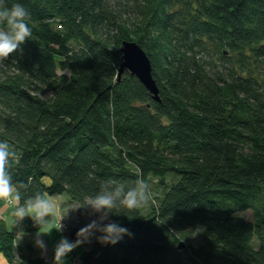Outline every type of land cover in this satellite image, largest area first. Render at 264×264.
Returning a JSON list of instances; mask_svg holds the SVG:
<instances>
[{"label":"trees","instance_id":"1","mask_svg":"<svg viewBox=\"0 0 264 264\" xmlns=\"http://www.w3.org/2000/svg\"><path fill=\"white\" fill-rule=\"evenodd\" d=\"M19 2L32 35L0 60V140L20 202L66 194L81 215L110 180H157L149 203L97 222L130 235L103 245L93 229L82 264H264V0ZM125 41L149 57L158 102L136 77L118 80ZM12 219H0V253L45 264L16 247ZM39 232L23 223L26 237Z\"/></svg>","mask_w":264,"mask_h":264},{"label":"clouds","instance_id":"2","mask_svg":"<svg viewBox=\"0 0 264 264\" xmlns=\"http://www.w3.org/2000/svg\"><path fill=\"white\" fill-rule=\"evenodd\" d=\"M30 18V12L19 0L10 7L7 6L6 0H0V24L4 25L3 28H0V60L8 58L31 37ZM14 156L15 152L9 143L0 140V201H5L8 205H14L12 215L15 225L28 217L40 229L50 220L54 205L50 197L44 192H35L24 199L23 202H20L19 190L14 186L7 170L10 159ZM146 189L147 186L141 179H137L136 186L131 188H126L123 183L110 180L95 194L87 199H82L79 206L74 208H91L93 211L103 212L101 219H107L109 213H121L114 211L118 206L132 210L146 203L148 200ZM93 229L101 233L97 237V241L103 245H114L124 235H130L129 230L118 222L110 221L98 225L97 221L93 220L88 226L77 232L75 241L61 238L54 250V264H65L66 257L74 248L88 242ZM37 244L41 248L44 247L43 241H37ZM0 264H5L2 258H0Z\"/></svg>","mask_w":264,"mask_h":264},{"label":"crops","instance_id":"3","mask_svg":"<svg viewBox=\"0 0 264 264\" xmlns=\"http://www.w3.org/2000/svg\"><path fill=\"white\" fill-rule=\"evenodd\" d=\"M53 198L57 199L59 202H57V200H54V202L57 203L55 205L56 209L53 210L50 220L44 226L51 228L52 225L54 226L57 224V229H59V221H60L61 228L59 230L61 232H59L56 229V227H54L53 228V237L50 239V244L43 242L44 247L41 248L37 244V241H43V240H41V238H42L41 232H39V235L36 237H26L24 235L23 223L26 220L30 219L28 217H25L22 221H20V225L18 227V239L19 240L16 243V247L21 248V249L24 248L26 243L31 244L33 246V253H34V254L32 253V256L34 258H40V259L44 260L45 264H54V250H55L57 243L61 240V238H67L68 240L73 241L66 235V229H67L66 224L71 225L80 218L79 213H71L70 209L72 207V204H71L69 198L67 200H64L63 195L58 196V197H53ZM52 202H53V200H52ZM12 211H13L12 207H10L8 204H4L0 208V219H4L7 222L8 218L12 216ZM62 224H64V226H62ZM20 232H22L23 234ZM20 236H21V239H20ZM76 248H77V250H75ZM76 248H74L68 254V256L65 259V264H82L80 261V258L77 259L76 253L78 252V256H80L81 252L85 249V247L81 244L80 246H78ZM27 255H28V252H25L24 256H27ZM0 258L3 259L5 264H11L10 262H8V260L6 259V257L2 253H0ZM20 261L23 262V264H29V262L25 259L24 260L20 259Z\"/></svg>","mask_w":264,"mask_h":264},{"label":"water","instance_id":"4","mask_svg":"<svg viewBox=\"0 0 264 264\" xmlns=\"http://www.w3.org/2000/svg\"><path fill=\"white\" fill-rule=\"evenodd\" d=\"M121 63L119 66L118 80L128 73L136 77L148 90L155 101H159V90L152 76V65L146 52L134 41H125L121 48ZM182 247V245L180 246Z\"/></svg>","mask_w":264,"mask_h":264},{"label":"rangeland","instance_id":"5","mask_svg":"<svg viewBox=\"0 0 264 264\" xmlns=\"http://www.w3.org/2000/svg\"><path fill=\"white\" fill-rule=\"evenodd\" d=\"M157 184H158L157 180H153V179H151L148 182L147 189H146L147 193H148V200L146 203H149V200H151L155 196L159 195L161 188ZM63 198H64V200H67L69 197H68V195L64 194ZM51 200H53V202H52L54 205L53 210H55L56 209L55 205L57 203H55L54 200H57V199L51 198ZM57 202H59V201L57 200ZM71 209H72V207H71ZM239 215L244 217L248 221H254L255 220L254 213L252 211H246V212L240 213ZM79 217H80L79 219H81V222H79V223L84 225V226H88L91 223V221H93V220H95L97 222H99V220H102L101 218L103 217V212H96V211H93L91 208H88L86 211H82V214ZM12 223H13V219L11 216L7 220V224L9 226V228L12 227ZM62 226H64V224H62ZM66 226L68 227L69 224H66ZM54 227H56V229H57V224L54 226L52 225L51 228H48L47 226H43L42 228H40V232H41V236H42L41 240H43V242L50 244V239L53 237V228ZM57 230L59 232H61L59 229H57ZM42 232H47V233H42ZM191 244L193 245V247H198L200 244V241H198V239L196 238V239L192 240ZM187 246H188V244H187ZM75 250H77V248ZM76 255H77V259H79L78 252L76 253Z\"/></svg>","mask_w":264,"mask_h":264}]
</instances>
